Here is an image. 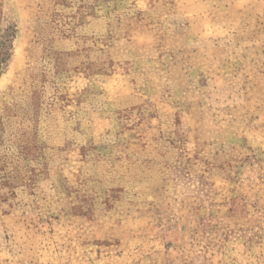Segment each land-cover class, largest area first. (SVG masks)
<instances>
[{
  "label": "rangeland",
  "instance_id": "1",
  "mask_svg": "<svg viewBox=\"0 0 264 264\" xmlns=\"http://www.w3.org/2000/svg\"><path fill=\"white\" fill-rule=\"evenodd\" d=\"M0 264H264V0H0Z\"/></svg>",
  "mask_w": 264,
  "mask_h": 264
},
{
  "label": "trees",
  "instance_id": "2",
  "mask_svg": "<svg viewBox=\"0 0 264 264\" xmlns=\"http://www.w3.org/2000/svg\"><path fill=\"white\" fill-rule=\"evenodd\" d=\"M6 43H2L0 46V63L4 61L5 56L7 55Z\"/></svg>",
  "mask_w": 264,
  "mask_h": 264
}]
</instances>
